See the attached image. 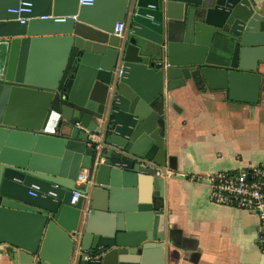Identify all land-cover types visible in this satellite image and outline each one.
Wrapping results in <instances>:
<instances>
[{"label":"water","instance_id":"obj_1","mask_svg":"<svg viewBox=\"0 0 264 264\" xmlns=\"http://www.w3.org/2000/svg\"><path fill=\"white\" fill-rule=\"evenodd\" d=\"M19 1L0 0V255L146 264L144 251L168 239L160 182L174 167L160 156L169 92L191 82L256 104L263 10L250 0H124L109 17L79 0H22L30 10L20 22L7 10ZM49 14L67 17H39ZM81 168L88 181L70 203ZM95 210L118 212L115 224L93 225ZM52 240L60 256L47 250Z\"/></svg>","mask_w":264,"mask_h":264},{"label":"crops","instance_id":"obj_2","mask_svg":"<svg viewBox=\"0 0 264 264\" xmlns=\"http://www.w3.org/2000/svg\"><path fill=\"white\" fill-rule=\"evenodd\" d=\"M123 1L94 0L92 10L99 16L116 17ZM250 1L264 13V0ZM118 22H123L124 33L125 19ZM3 50L0 45V62ZM257 70L261 82L254 105L229 99L224 89L198 88L191 82L169 92L174 103L172 108L166 107L165 154L160 156L166 170L174 167L167 171L165 182H160L168 239L167 245L155 242L144 251L146 264H264V252L256 238L257 215L213 202L208 185V176L214 171L264 165V61ZM117 215L95 210L92 224L112 227ZM62 247L55 240L46 245L54 256L63 253ZM0 264L16 263L2 253Z\"/></svg>","mask_w":264,"mask_h":264},{"label":"built area","instance_id":"obj_3","mask_svg":"<svg viewBox=\"0 0 264 264\" xmlns=\"http://www.w3.org/2000/svg\"><path fill=\"white\" fill-rule=\"evenodd\" d=\"M94 0H79V4L91 5ZM30 2L20 0L14 7L7 10L16 14L15 19L20 22L29 19L21 16L22 11H29ZM40 18H51L55 22H63L66 15H41ZM75 17V15H70ZM124 24L118 22L113 27L116 35H122ZM94 137V134H90ZM90 170L81 168L75 178V188L71 191L70 203H74L81 195L82 183L88 181ZM157 173H160L157 171ZM209 197L213 202L233 205L239 208L253 211L258 217V225L256 230V238L261 250L264 252V165H255L251 168L241 169L237 171H214L208 176ZM29 194L34 195L32 190ZM53 194V193H52ZM77 241V240H76ZM78 242V241H77ZM75 247H77L75 245Z\"/></svg>","mask_w":264,"mask_h":264}]
</instances>
